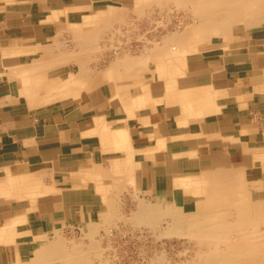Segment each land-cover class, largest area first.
Instances as JSON below:
<instances>
[{
    "label": "crops",
    "instance_id": "1",
    "mask_svg": "<svg viewBox=\"0 0 264 264\" xmlns=\"http://www.w3.org/2000/svg\"><path fill=\"white\" fill-rule=\"evenodd\" d=\"M104 1L0 0V264L99 223L111 193L192 212L189 180L264 181V30L176 70L79 75L60 34Z\"/></svg>",
    "mask_w": 264,
    "mask_h": 264
},
{
    "label": "bare ground",
    "instance_id": "2",
    "mask_svg": "<svg viewBox=\"0 0 264 264\" xmlns=\"http://www.w3.org/2000/svg\"><path fill=\"white\" fill-rule=\"evenodd\" d=\"M148 1V8L153 6L163 8L168 1L184 6L192 13V20L189 22L190 32L172 34L164 40L163 47L157 50L149 49L145 57L121 59L118 56L115 58L116 62L112 61L113 63L109 66L111 71L124 69L128 72L130 68L136 70L147 67L148 62L153 59L162 66L170 64L169 67L176 70L182 56L179 52H193L198 45L215 38L233 42L236 34H247V31L257 29L264 19V0ZM117 15L119 12L116 10H102L96 18L83 21L82 25L73 30L76 34L77 45L83 48L81 55L71 56L62 53L60 63L73 62L78 65L79 74L89 73L88 63L91 62L93 56L84 52L96 49L95 41L104 29H108L115 22L123 21L121 15L116 17ZM174 51L177 52L174 53ZM168 60L170 62L166 63L165 61ZM183 188L187 191L193 188L191 194L197 199V208L192 212H184L175 208L176 213L171 212L173 225L169 229L172 232L187 234L199 246L197 258L192 264H264V206L259 200L261 197L264 199V191H251L241 173L225 172H215L201 180H189ZM145 202L139 203V210L133 216L136 220L134 222L148 226H161L169 211H173L170 207ZM107 203L111 209L115 208V203ZM114 210L111 214H115ZM105 216L109 217L110 212ZM107 223L110 222L107 220L105 224ZM104 225L90 224L84 234L92 238ZM167 233L168 230H166ZM41 242L44 243L42 246L38 245L37 241L34 256L24 264H94L92 258L96 256L94 253L96 245L93 243L86 247L73 243L69 248L61 236L46 241L47 243ZM97 257L102 261L100 264H109L102 260L101 253H98ZM150 259H152L150 264H163L161 255H155Z\"/></svg>",
    "mask_w": 264,
    "mask_h": 264
},
{
    "label": "rangeland",
    "instance_id": "3",
    "mask_svg": "<svg viewBox=\"0 0 264 264\" xmlns=\"http://www.w3.org/2000/svg\"><path fill=\"white\" fill-rule=\"evenodd\" d=\"M148 3V0L140 2L133 0H107L103 4L83 9L86 12H83V16H80L76 20L78 22L67 24L63 28L59 38V42L62 45L60 48L61 53L71 56L81 55L80 52L83 48L77 45L76 34L73 30L82 25L83 21L88 20V18H90L89 20L96 18L102 10H116L121 15L120 17L123 18V21L113 23L108 29H104L98 35V39L95 41L96 49L85 50V54L90 53L93 56L91 62L88 63L90 73L108 68L111 66V63L116 62L117 59L115 58L118 56L121 59L145 57L147 55L146 51L149 49L157 50L163 47L165 45L164 40L172 34L190 32L189 22L192 20V13L185 9L184 6L168 1L163 8L158 6L148 8ZM262 30H264V19L261 26L257 29L249 30L247 34H236L233 39L234 44L230 41H223L222 38H215L206 41L203 46L207 49L215 48L203 53L190 52L186 55V58L213 56L217 53L227 52L236 46L235 43L251 37L253 33L258 34V31ZM119 42L120 44H118ZM155 45L157 46L155 47ZM176 52L174 51V53ZM179 54L181 53L179 52ZM150 63H157V61L153 59L151 62H148V65ZM74 66L77 68L79 74L78 65L75 64ZM247 187L251 191L259 192L260 189H264V181L255 182L252 178H249ZM111 194L107 202L115 203L116 209H111L109 205L108 207V203L106 202L107 208L105 212L107 215L110 212V216L106 217V214L102 215L99 224L104 225L107 220L110 223L102 226L92 238L84 234L86 230L83 227L71 233L65 232L61 237L65 240L69 248L72 247L73 243L81 244L84 247L93 243L96 245L95 247L93 246L94 253L96 254L92 258L94 264H100L102 262L97 257L98 253H101L103 256L102 260L109 262V264H150L149 262L152 260L150 258H153L155 255H161L163 264H192L193 260L197 258L196 254L199 246L195 240L187 234L172 232L169 229L173 225L172 214L176 213L174 208L173 211H169L161 226H148L134 222L136 220L133 216L139 210V203L141 201L147 202L149 200L147 203L150 201L152 203L153 200L148 198L146 200L145 198L140 199V194L138 193L115 192ZM259 200H261L264 206L263 197L259 198ZM158 206L162 205L159 204ZM113 210L115 214H111ZM166 230H168L167 234Z\"/></svg>",
    "mask_w": 264,
    "mask_h": 264
}]
</instances>
